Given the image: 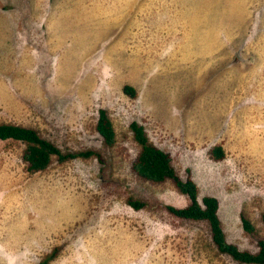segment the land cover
Segmentation results:
<instances>
[{
	"label": "rangeland",
	"instance_id": "374dc122",
	"mask_svg": "<svg viewBox=\"0 0 264 264\" xmlns=\"http://www.w3.org/2000/svg\"><path fill=\"white\" fill-rule=\"evenodd\" d=\"M100 109L115 131L111 147L96 132ZM131 122L199 199H217L226 240L256 252L264 0H0V123L33 128L63 153L100 156L53 159L30 174L24 145L0 141V264L52 253L48 264H239L216 250L205 222L167 212L187 204L171 181L133 172ZM129 197L146 207L131 208Z\"/></svg>",
	"mask_w": 264,
	"mask_h": 264
},
{
	"label": "trees",
	"instance_id": "16d2710c",
	"mask_svg": "<svg viewBox=\"0 0 264 264\" xmlns=\"http://www.w3.org/2000/svg\"><path fill=\"white\" fill-rule=\"evenodd\" d=\"M123 92L129 97H135L134 89L123 87ZM133 140L140 147V151L132 164L133 172L145 181L155 184L171 181L180 194L187 199V204L182 208L165 206L170 215L180 220L205 222L210 231L212 243L216 250L226 255L239 264H264V237L256 242V252L241 250L236 245L229 243L221 225L218 215L219 204L216 198L205 196L199 199L197 185L190 177L180 179L172 164L168 153L162 151L149 142L144 128L137 122L129 125ZM96 132L106 146L115 143V131L111 120L105 110H98ZM0 141H14L24 145L22 161L26 164V170L30 174L45 171L53 159L59 163L77 158H100L99 153L93 150L63 153L55 144L43 138L35 129L13 123H0ZM211 155L215 160L223 158L220 147H214ZM128 206L135 210L143 209L146 204L129 197L126 200ZM264 223V213L262 214ZM242 228L246 233L253 234L255 228L248 219L241 216ZM54 258V253L47 256L38 264H48Z\"/></svg>",
	"mask_w": 264,
	"mask_h": 264
}]
</instances>
